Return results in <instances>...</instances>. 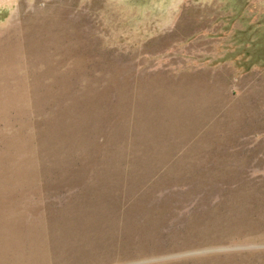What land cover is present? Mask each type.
I'll list each match as a JSON object with an SVG mask.
<instances>
[{
	"label": "rangeland",
	"instance_id": "obj_1",
	"mask_svg": "<svg viewBox=\"0 0 264 264\" xmlns=\"http://www.w3.org/2000/svg\"><path fill=\"white\" fill-rule=\"evenodd\" d=\"M0 264H264V0H0Z\"/></svg>",
	"mask_w": 264,
	"mask_h": 264
}]
</instances>
